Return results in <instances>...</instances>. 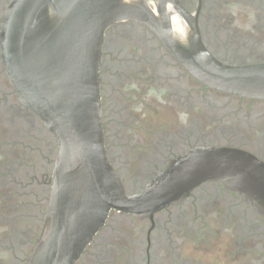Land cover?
Returning a JSON list of instances; mask_svg holds the SVG:
<instances>
[{"label": "flooded vegetation", "instance_id": "1", "mask_svg": "<svg viewBox=\"0 0 264 264\" xmlns=\"http://www.w3.org/2000/svg\"><path fill=\"white\" fill-rule=\"evenodd\" d=\"M8 4L0 0V29ZM169 16L176 29L194 27L215 60L264 64V0H177ZM102 55L104 148L127 195L197 149L241 150L264 164V99L201 84L139 22L109 28ZM57 154L52 134L13 93L0 47V264L27 263ZM75 264H264V214L206 181L149 216L111 211Z\"/></svg>", "mask_w": 264, "mask_h": 264}, {"label": "water", "instance_id": "2", "mask_svg": "<svg viewBox=\"0 0 264 264\" xmlns=\"http://www.w3.org/2000/svg\"><path fill=\"white\" fill-rule=\"evenodd\" d=\"M177 0H8L1 17L3 69L19 102L52 134L58 154L49 206L26 264H75L111 211L149 216L206 181L244 195L264 214V164L236 149H197L140 193H125L101 127L99 68L105 32L147 26L198 82L264 99V64L229 66L204 48L194 27L176 29Z\"/></svg>", "mask_w": 264, "mask_h": 264}, {"label": "bare ground", "instance_id": "3", "mask_svg": "<svg viewBox=\"0 0 264 264\" xmlns=\"http://www.w3.org/2000/svg\"><path fill=\"white\" fill-rule=\"evenodd\" d=\"M175 25V24H174Z\"/></svg>", "mask_w": 264, "mask_h": 264}]
</instances>
